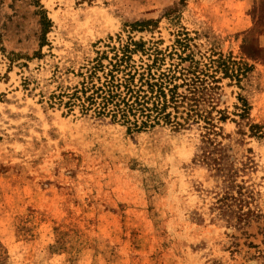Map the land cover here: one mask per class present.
<instances>
[{"label": "rangeland", "instance_id": "374dc122", "mask_svg": "<svg viewBox=\"0 0 264 264\" xmlns=\"http://www.w3.org/2000/svg\"><path fill=\"white\" fill-rule=\"evenodd\" d=\"M122 58L215 133L49 102ZM0 264H264V0H0Z\"/></svg>", "mask_w": 264, "mask_h": 264}, {"label": "trees", "instance_id": "16d2710c", "mask_svg": "<svg viewBox=\"0 0 264 264\" xmlns=\"http://www.w3.org/2000/svg\"><path fill=\"white\" fill-rule=\"evenodd\" d=\"M124 58L104 72V66L97 63L88 69V76L73 88H67L58 96H51L49 102L57 101L69 109L79 106L86 116L92 114L98 120L121 123L130 132H140L160 125H169L176 130L191 126L203 127L207 136L215 133L216 125L211 112L205 108L210 104V94L217 87V81L207 83L195 76L176 77L171 71L158 76L147 69L140 72L133 67H123ZM190 72L187 73V75ZM181 80V84L176 82ZM185 87L184 92L180 88ZM223 115L220 121H225ZM203 123L204 126L200 124Z\"/></svg>", "mask_w": 264, "mask_h": 264}]
</instances>
